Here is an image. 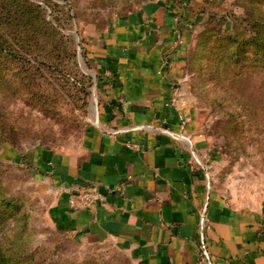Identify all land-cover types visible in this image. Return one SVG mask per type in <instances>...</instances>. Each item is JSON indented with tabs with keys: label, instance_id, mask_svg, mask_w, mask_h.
<instances>
[{
	"label": "crops",
	"instance_id": "obj_1",
	"mask_svg": "<svg viewBox=\"0 0 264 264\" xmlns=\"http://www.w3.org/2000/svg\"><path fill=\"white\" fill-rule=\"evenodd\" d=\"M192 13L157 0L113 20L94 46L91 116L68 147L26 156L47 216L75 243L126 264H264V177L224 173L206 114L184 85ZM78 188L99 195L73 208Z\"/></svg>",
	"mask_w": 264,
	"mask_h": 264
},
{
	"label": "rangeland",
	"instance_id": "obj_2",
	"mask_svg": "<svg viewBox=\"0 0 264 264\" xmlns=\"http://www.w3.org/2000/svg\"><path fill=\"white\" fill-rule=\"evenodd\" d=\"M153 1L0 0L1 250L12 244L39 264H126L53 225L26 156L78 140L95 101L97 37ZM178 3L192 13L184 85L206 114L212 150L224 173L264 177V0Z\"/></svg>",
	"mask_w": 264,
	"mask_h": 264
},
{
	"label": "trees",
	"instance_id": "obj_3",
	"mask_svg": "<svg viewBox=\"0 0 264 264\" xmlns=\"http://www.w3.org/2000/svg\"><path fill=\"white\" fill-rule=\"evenodd\" d=\"M255 24H257V23H255ZM254 26H252V27H254ZM256 32L258 35L262 34V33H260L259 30H256ZM253 43H254V47H261V43L257 42L256 39L253 40ZM242 45H245V44H242ZM240 48H242V46H240ZM187 62H188V57H187ZM241 62L242 61L240 59H237L234 61V63H236V64H241ZM14 260H16L17 262ZM13 261H14V263H13ZM23 261H27L28 264H39L38 262H36L34 260L33 256H30L29 254H27L23 250L22 251L17 250V248H15L14 245H12V244H8L5 247L4 251L0 249V264H20L18 262H23ZM53 264H60V263H53Z\"/></svg>",
	"mask_w": 264,
	"mask_h": 264
},
{
	"label": "built area",
	"instance_id": "obj_4",
	"mask_svg": "<svg viewBox=\"0 0 264 264\" xmlns=\"http://www.w3.org/2000/svg\"><path fill=\"white\" fill-rule=\"evenodd\" d=\"M97 198H99V195L95 190L78 188L75 190V194L69 198L68 204L73 208L87 209L93 205Z\"/></svg>",
	"mask_w": 264,
	"mask_h": 264
}]
</instances>
